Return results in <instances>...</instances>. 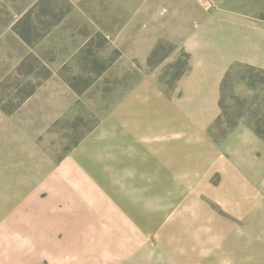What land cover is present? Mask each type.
<instances>
[{"label": "rangeland", "instance_id": "obj_1", "mask_svg": "<svg viewBox=\"0 0 264 264\" xmlns=\"http://www.w3.org/2000/svg\"><path fill=\"white\" fill-rule=\"evenodd\" d=\"M159 13L155 0H0V264H264V183L238 188L235 219L218 175L187 186L131 144L138 94L170 100L190 68L166 41L178 20ZM234 65L218 143L264 129V75Z\"/></svg>", "mask_w": 264, "mask_h": 264}, {"label": "crops", "instance_id": "obj_2", "mask_svg": "<svg viewBox=\"0 0 264 264\" xmlns=\"http://www.w3.org/2000/svg\"><path fill=\"white\" fill-rule=\"evenodd\" d=\"M155 1L161 26L163 19L178 20L171 27H181L179 38L166 41L183 44L190 55V68L178 81V96L164 100L160 91L155 93L156 100L144 102L142 93L138 94L139 119L131 144L147 147L157 171H187L183 178L187 186L210 184L218 175L222 190L217 199L238 219L243 199L238 188L264 183V141L240 126L218 143L210 129L221 115L222 84L229 69L242 64L264 71V0H216L211 10L203 9L197 0ZM162 33L173 34L162 28L157 36ZM142 104H146L144 108ZM143 109L149 112L145 136L141 130ZM129 124L131 127V117ZM233 228L224 235L230 243L242 242L243 229Z\"/></svg>", "mask_w": 264, "mask_h": 264}, {"label": "trees", "instance_id": "obj_3", "mask_svg": "<svg viewBox=\"0 0 264 264\" xmlns=\"http://www.w3.org/2000/svg\"><path fill=\"white\" fill-rule=\"evenodd\" d=\"M237 66H241V65H234V66H232L230 69H229V71H228V73L226 74V77H225V79H224V81H223V84H222V92L224 91V88H225V86H226V84H227V82L229 81V79H230V77H231V73L235 70V68L237 67ZM245 68H248V69H251L253 72H255V73H257L258 75H264V71H262V70H259V69H256V68H253V67H250V66H244ZM222 108V107H221ZM223 116H224V114H223V111H222V113H221V115L219 116V118L216 120V122L214 123V125L212 126L213 128H211V130H210V134L212 135V137L215 139V134H214V129H216V131L219 129V126L222 124V121H223ZM263 123V122H262ZM239 124L237 123V124H233V126L231 127L232 129H234L235 127H237ZM249 128H251L252 129V131H254V133L260 138V139H262L263 141H264V129L262 128V125H260V122L259 121H257V123H256V126H254L252 123H250V122H248L247 124H246ZM264 125V124H263ZM231 131H228L227 132V135L226 136H224V139L228 136V134L230 133Z\"/></svg>", "mask_w": 264, "mask_h": 264}, {"label": "built area", "instance_id": "obj_4", "mask_svg": "<svg viewBox=\"0 0 264 264\" xmlns=\"http://www.w3.org/2000/svg\"><path fill=\"white\" fill-rule=\"evenodd\" d=\"M216 0H198V2L208 8L214 6Z\"/></svg>", "mask_w": 264, "mask_h": 264}]
</instances>
